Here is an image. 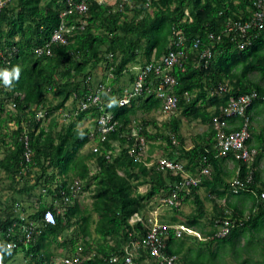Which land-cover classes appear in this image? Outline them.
<instances>
[{
  "label": "trees",
  "instance_id": "16d2710c",
  "mask_svg": "<svg viewBox=\"0 0 264 264\" xmlns=\"http://www.w3.org/2000/svg\"><path fill=\"white\" fill-rule=\"evenodd\" d=\"M86 1V12L65 15L68 0L0 2V73H13L8 84L0 75V264H64L65 258L75 256L81 264H126L128 254L130 264H170L162 263L147 247L136 246L147 228L132 217H145L160 199L164 203L167 195L173 196L172 187L186 177L200 181L179 198L196 206L186 213L180 211L181 204L170 205L186 220L175 214L169 221L173 225H167L162 252L177 255L176 264H216L227 243L238 238L241 243L248 230L261 236L258 231L264 228V184L258 171L264 138L262 146L251 145L252 136L246 141L248 148L257 150L251 161L237 158L234 151L218 155L214 125V117L225 116L231 97L258 92L247 111L250 121L255 105L264 104V85L251 76L257 72L264 78V27H252L251 43L243 49L233 33L225 35L230 25L255 16L257 0ZM62 25L67 41L52 42L50 53H40ZM175 27H182L189 40L200 38L201 49L211 46L213 51L208 65L198 61L195 50L184 68L176 66L172 72L177 78L173 87L179 98L177 111L189 122L206 125L211 137L190 149L184 147L177 111L161 126L151 115L162 111V99L154 90H145L130 104H119L123 91L135 80L130 66L143 67L166 54ZM210 32L224 36L210 42ZM99 72L103 77L98 81ZM221 84L226 91H219ZM90 96L99 100L91 102ZM86 102L89 107L82 108ZM39 111L44 112L41 118ZM140 111L149 117L138 119ZM104 114H111L117 124L103 138L97 119ZM85 119L89 124L81 126ZM238 120L235 129L241 126L242 119ZM150 125L155 131L149 130ZM92 142L94 149L83 152ZM154 153L165 156L148 164ZM162 158L181 164L183 170L163 167ZM230 158L239 168L231 180L223 170ZM207 164L211 175L201 178L200 170ZM194 168L199 172L189 173ZM142 185H147L145 191L140 190ZM201 189L214 202L212 211L200 197ZM84 195L90 206L81 201ZM232 196L238 201L249 196L251 204L244 209L235 205ZM48 210L53 211V223L45 219ZM204 219H209L210 228L204 226ZM178 221L194 227L196 234L177 236ZM226 221L227 233L218 236ZM23 222L34 225L29 242L24 241ZM10 240L18 246L8 248ZM253 241L241 245V255L232 254L225 264H264V241L260 245ZM19 252L25 261L10 263Z\"/></svg>",
  "mask_w": 264,
  "mask_h": 264
},
{
  "label": "built area",
  "instance_id": "2783aa9c",
  "mask_svg": "<svg viewBox=\"0 0 264 264\" xmlns=\"http://www.w3.org/2000/svg\"><path fill=\"white\" fill-rule=\"evenodd\" d=\"M103 1V0H99ZM127 2L129 0H122ZM3 4L6 0H0ZM68 10H66L63 14L71 13L74 11L78 12H86L88 10V3L86 0H81L76 2L74 0H68ZM256 5L259 7V11L243 23L239 25H230L228 29L225 31V35L229 36L233 33L232 38L237 40L239 48L243 49L248 44L251 43L252 38V27H264V0H257ZM63 25L55 29L49 43L46 46H43L38 51L40 53L46 51L50 53L51 50L49 48L52 42H66L67 36L64 31ZM223 34H217L215 32H210L208 35V39L210 42L216 43L223 38ZM239 36V37H238ZM203 41L200 38H196L194 40H189L187 35L184 32L182 27H175L172 31L170 47L166 54H164L158 60H152V62L146 64L143 67H138L139 71L133 81L131 87H128L123 91L122 96L119 98L120 105L130 104L133 97L140 95L145 90L151 91L154 90L159 98L162 99L161 109L164 114L172 115L178 109L179 98L174 93L173 87L177 84V78L172 73L173 69L176 66L184 68L185 61L190 57L192 51L197 50L198 53V61L205 66L210 63V60L213 57V51L211 46H204L203 49ZM220 91H226V85L219 86ZM259 96L257 91H252L248 93H244L237 97H231L227 106L224 109L225 116L214 117V125L216 130V147L218 151V155L227 156L230 151L236 152V157L241 158L245 161L253 160L257 150L255 148H248L246 145V141L251 138V121L248 116V109L253 103V101ZM264 98V97H263ZM99 100V96H90L91 102H97ZM90 102H86L82 105V108L89 107ZM44 116L43 111L38 112V118ZM242 119L241 126L238 129H230L229 120H238ZM117 121H113V117L111 114H104L98 117L97 119V129L98 132L102 134V137H105V134L114 129ZM140 143L144 144L145 140L143 137H140ZM96 150V149H95ZM109 157V154L107 155ZM139 156V155H138ZM27 158L30 159V155H27ZM160 164L163 167H169L174 170H183L181 164L167 159H160ZM205 162V159H204ZM201 178L210 177V169L204 165V167L200 170ZM199 178H185V180H180L173 188V196L167 197L165 203L167 204H178V200L176 197L180 193H188L190 191L191 185H197ZM238 184V183H236ZM78 188V187H77ZM238 189V187H237ZM237 189H235L237 191ZM264 199V192L261 194ZM264 205V204H263ZM45 219L53 223L55 221V217L53 211L48 210L45 214ZM132 220H138L143 223V225L147 228V232L142 241L137 240L136 246L140 245L147 247L150 249L151 254L160 258L161 262H168L170 264H176L175 259L178 258L177 255L168 256L165 255L162 250L165 246L164 235L165 230L168 228L167 225L159 224L156 221L151 219L141 218L140 216H133ZM228 221L225 222L220 228H218L217 235H225L228 231ZM21 230L23 235L25 236L24 241L29 242L34 238V225L28 224L27 222H23L21 224ZM193 228L187 226H179L176 229V235L181 236L183 233L188 234H196V231ZM200 235V234H199ZM0 243V247H1ZM6 246L8 248H15L18 246V243L10 240L7 242ZM117 257H114L116 260ZM132 262V255L128 254L125 258V263L130 264ZM64 264H81L78 256L75 257H67L63 260Z\"/></svg>",
  "mask_w": 264,
  "mask_h": 264
},
{
  "label": "crops",
  "instance_id": "0c3cea01",
  "mask_svg": "<svg viewBox=\"0 0 264 264\" xmlns=\"http://www.w3.org/2000/svg\"><path fill=\"white\" fill-rule=\"evenodd\" d=\"M186 61H185V63H186ZM138 71H139V68L137 67L136 70L133 72L135 74V77H136ZM251 76H252L253 79H255V80L257 79V81L260 83V80H258V79L259 78L262 79V76L259 73L256 72V76L255 77H254V73ZM222 84H224V83H222ZM261 84H262V82H261ZM130 85H132V83H130ZM262 85H264V84H262ZM214 108L215 107H211L210 110L211 109H214ZM250 114H251V121H252L251 122V132H252L251 145H253V146H262L261 145L262 144V141L261 140L264 138V104H257V105H255V107L251 110V113ZM194 123H197V122H194ZM229 123H230V128L231 129H235V128H237L239 126L240 121L239 120H230ZM134 132H136V131H134ZM183 135H184V133H183ZM184 137H185L184 147L186 149L192 148L196 144V142H198L201 139L203 141H209L210 138H211L209 136V133H208V130H207V126L204 125V124L203 125L201 124V130H200V132L195 135V139L196 140L194 139L191 142H189L186 139V136L185 135H184ZM154 154H155L154 157L152 159L148 160V162H149L148 164H152L154 162V159L156 157H158V156H165V155H161L160 153H154ZM174 156H176L177 158L181 157L180 156V153H176ZM182 162H183V164H185L184 159H183ZM223 170H224V172L226 174H228L230 176L229 180H231L235 176V174L239 171V168L236 167V163L233 160V158H230V159H227L223 163ZM258 171L260 173V183L264 184V155L262 156V158L259 161ZM197 172H199V169L198 168H194L193 170L190 169V171H189V173H191V174H196ZM227 179H228V177H227ZM190 193H191V190L188 192V194H190ZM199 194H200V197L204 201L206 199H209V198H206V196H205L206 192L203 191L202 189L200 190ZM170 196L171 195H167L164 198V203H162V201L160 199V202H161L160 205H158V206L157 205H153L151 208H149V210L146 212V216H152V217H150V219H152L153 221H156L159 224L168 225V226L169 225H173V224H169L170 223L169 221L172 220V218H173V216L175 214H177V216L180 219V221L181 220H184L185 219V215H182L181 212H177L176 213V211H174V209L171 208L170 204L165 203L166 198L167 197H170ZM177 198H178L177 200H179L178 203L181 204L179 206L180 211H184L183 206L185 204H188L190 201H185V199H183V197H180L179 198V195L177 196ZM192 199L193 198H191V200ZM231 199L233 200V202H236L235 205H239V206L240 205H243L244 206V209H245V207H249L250 206V205L249 206H246L247 205V202H251L250 201L251 199L249 198V196L248 197L247 196H242V197L239 198V201H238V198L236 196H232ZM237 202H238V204H237ZM231 203H232V201H231ZM172 212H173V214H171ZM143 218H145V217L143 216ZM202 222H203V224H204L205 227H208V226L205 225V223L207 222L206 219L202 220ZM180 225H185V224L183 222H179V223L175 224L174 226H176V228H178ZM261 232H263V234H264V228L261 230ZM244 237L245 238L246 237L248 238L247 233L246 234H243V238Z\"/></svg>",
  "mask_w": 264,
  "mask_h": 264
},
{
  "label": "rangeland",
  "instance_id": "374dc122",
  "mask_svg": "<svg viewBox=\"0 0 264 264\" xmlns=\"http://www.w3.org/2000/svg\"><path fill=\"white\" fill-rule=\"evenodd\" d=\"M111 2H113V0H110ZM131 67V69H133L134 68V70L133 71H135L136 70V68L137 67H140L139 65L138 66H135V65H131L130 66ZM103 68H101V70H102ZM256 76V72L254 73V77ZM103 77V73L102 72H99L98 73V75H97V80L99 81L101 78ZM257 80V79H256ZM258 80H260V83L262 82V84H264V79L262 78H259ZM129 81V80H128ZM130 87H131V85H130ZM176 114H178L177 116H181V118H182V125H181V132H183L184 133V135L186 136V139L189 141V142H191L192 140H194L195 139V135L196 134H198L199 132H200V130H201V123H199V122H197V123H194V122H189L187 119H186V117L185 116H183V115H181V113L179 112V110L176 112ZM152 116H153V118L155 119V121L157 122V124L159 125V126H161L166 120H168L172 115H167V114H164L161 110H156V111H153L152 112V114H151ZM175 115V114H174ZM138 119H141L142 117H146V118H148L149 116H148V114H146L145 112H142V111H140L139 113H138ZM89 124V120L88 119H85L80 125L81 126H85V125H88ZM203 125V124H202ZM154 126H152V125H150L149 126V130L150 131H155V129L153 128ZM162 127H164V126H162ZM196 140V139H195ZM94 147H95V143L94 142H92V143H88L87 145H86V147L82 150L83 152H87L89 149H94ZM208 165L209 164H207L206 166L208 167ZM209 168V167H208ZM210 169V168H209ZM210 175H211V169H210ZM146 188H147V186L146 185H142L141 187H140V190L141 191H145L146 190ZM81 201L85 204V205H87V206H90V203H91V201H90V198L88 197V195H87V198H85V195L84 196H82V198H81ZM191 202V203H190ZM188 204H185L184 206H183V208H184V211L186 212V213H191L193 210H194V208H195V206H196V204L195 203H193L192 201H190ZM251 204V202H247V205L246 206H249ZM155 205H160V203H156ZM213 205H214V202L213 201H211L210 199H206L205 200V206H206V208L209 210V211H212L213 210ZM245 209H248V207H245ZM171 214H173V212L171 213ZM245 214V216H246V214H247V211L244 213ZM141 218H143V216H140ZM145 217H147V218H144V219H150V217H152V216H145ZM146 220V221H147ZM152 220V219H151ZM184 220H186V217H185V219ZM207 220V222L205 223V225L206 226H208V227H210L211 225L209 224V219H206ZM205 222V221H204ZM181 226V225H180ZM183 226H186V224L185 225H183ZM258 226H260V225H258ZM262 227V226H261ZM260 227V228H261ZM92 229H93V227H92ZM195 232V231H194ZM258 232H260L261 233V236L258 234V233H255L254 232V230H248V231H246V233H247V236L249 237V238H243V236L241 237V243H239L240 242V238H238V239H236L237 241L235 242V243H227L226 245H227V247H223L221 250H222V253H223V255H221V257L220 258H218L217 259V262H216V264H225L226 263V261L227 262H229L230 261V259L232 258V257H234V256H240L241 254L239 253L240 252V246L241 245H243V244H246L250 239H255V241H253V243H255L254 245H260V242H263L264 241V234H263V232H261V230L260 231H258ZM259 238L261 239L260 240V242H259ZM258 240V241H257ZM231 245H236V246H231ZM251 245H253L252 244V241H251ZM261 245H263V244H261ZM216 246H218V245H216L215 243H214V246H213V249L215 250L217 247ZM253 248V247H252ZM259 248L261 249V246H259ZM259 248H256V247H254V249H256V251H259ZM206 253L208 254L207 256H210V254H209V251L208 250H206ZM221 254V253H220ZM232 254H234V256H232ZM14 261H16L17 263H20L21 261H25V258H24V255H23V253L22 252H19V253H17V255H16V257H15V259L13 260V261H11L10 263H13ZM235 263V262H234Z\"/></svg>",
  "mask_w": 264,
  "mask_h": 264
},
{
  "label": "clouds",
  "instance_id": "9594fccd",
  "mask_svg": "<svg viewBox=\"0 0 264 264\" xmlns=\"http://www.w3.org/2000/svg\"><path fill=\"white\" fill-rule=\"evenodd\" d=\"M14 74L16 75V76H18L19 75V69H15L14 70ZM0 75H2L3 76V78H4V82L6 83V84H8V83H10V77L13 75V73H9V72H3V73H0Z\"/></svg>",
  "mask_w": 264,
  "mask_h": 264
}]
</instances>
